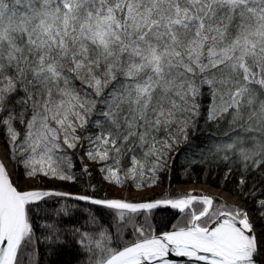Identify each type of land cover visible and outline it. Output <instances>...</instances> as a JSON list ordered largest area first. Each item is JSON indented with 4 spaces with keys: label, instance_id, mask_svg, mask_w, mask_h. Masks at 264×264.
<instances>
[{
    "label": "snow or ice",
    "instance_id": "obj_1",
    "mask_svg": "<svg viewBox=\"0 0 264 264\" xmlns=\"http://www.w3.org/2000/svg\"><path fill=\"white\" fill-rule=\"evenodd\" d=\"M201 117L215 131L190 144ZM0 134L13 165L0 160V264H39L37 226L50 246H72L70 264H254L264 228V0H0ZM181 143L186 170L223 165L253 207L191 193L75 196L112 216L118 242L111 224H39L50 219L46 198L68 194L20 183L77 180L68 170L80 148L81 175H92L86 157L105 182L140 191ZM161 208L175 212L156 226Z\"/></svg>",
    "mask_w": 264,
    "mask_h": 264
},
{
    "label": "trees",
    "instance_id": "obj_2",
    "mask_svg": "<svg viewBox=\"0 0 264 264\" xmlns=\"http://www.w3.org/2000/svg\"><path fill=\"white\" fill-rule=\"evenodd\" d=\"M199 127L194 129L189 137L190 144L200 143L205 140L207 135L214 132V128H205L203 117L198 121ZM0 138L3 140L4 146L7 150L8 159L10 162V152L11 145L8 144L7 139L4 135L0 134ZM187 150V146L183 143L176 146L174 151H172L171 156L174 158L168 161V169L163 172L158 173V178L156 183L150 188H144L140 191L131 185V182L126 183L123 187L116 186L115 184H110L102 179V176L97 167H94L91 161H88L86 157L83 159V164L92 170V175L89 177L87 174L81 175L82 161L81 155L82 150L77 148L75 154L72 155L73 168L68 171L75 173L77 175V180L75 181H59V180H49L42 177H37L35 179L24 180L22 177L20 183L24 185L25 188H43V189H61L68 191L76 196L87 192L94 198H109V199H125V200H137L142 199L158 200L163 198H176L183 194H188L187 192L180 191L178 186H185L191 184H198L202 186H209L215 189L223 190L232 196L239 197L242 202L246 205L253 207V198L249 197L246 201L242 199L239 195L238 189V179L236 175L229 176L228 179L224 178V173L226 169L223 165H199L194 167H188L187 170L184 166V154ZM13 167L12 163H10ZM18 172L23 171V166L21 165ZM16 177V176H15ZM147 180V177H145ZM253 181L249 180L248 187L251 188ZM139 193V196H134L132 193ZM197 194H202L197 191ZM192 194V193H191ZM196 194V193H195ZM196 194V195H197ZM257 197L264 198L261 195L259 189L257 190ZM220 201H224L217 197ZM48 201L49 217L50 219H41L39 224L44 223H54L57 227L71 230L73 228H83L90 232L96 231L101 226L107 227L108 225H113V235L117 236L119 242V236L116 234V221L113 220L112 216L107 212H98L97 206L91 205L83 201H77L70 197H51L46 198ZM61 208H67L68 215L61 213L56 214V210ZM155 217L153 219V224L159 226L162 217L170 218L174 211L171 209H156L153 210ZM91 214H96L98 219L96 223L91 222ZM103 215V219H99V216ZM257 217V216H256ZM259 218V217H257ZM142 219V218H141ZM264 229V228H263ZM36 236L40 237V242L36 245L37 257L39 264H70L74 261L75 252L72 250V246L69 244L67 248H59L58 246H50L47 242L43 241L41 233L45 229L41 227H36ZM131 239V237H128ZM264 242V237H263ZM75 264H79V261H75Z\"/></svg>",
    "mask_w": 264,
    "mask_h": 264
},
{
    "label": "bare ground",
    "instance_id": "obj_3",
    "mask_svg": "<svg viewBox=\"0 0 264 264\" xmlns=\"http://www.w3.org/2000/svg\"><path fill=\"white\" fill-rule=\"evenodd\" d=\"M0 157L5 161L6 164H8L9 166V169L11 170L12 169V166L8 160V156H7V153H6V150L3 146V144L1 143L0 141ZM35 190H44V189H35ZM51 191H54L55 189H50ZM58 191H61L63 192L64 190H61V189H58ZM198 191H202V189H199ZM213 194L215 195H218V196H221L224 200H226L229 204H232V203H238L241 207L243 208H247L245 205L244 202L241 201V199L238 197V198H233L232 196L228 195L227 193H225L223 190H219V189H213L212 190ZM202 192H206V191H202ZM236 197V196H235ZM256 217V216H255ZM257 218V217H256ZM255 219V218H254ZM256 220V224L257 225H260V222H258L257 219ZM264 231V229H263ZM260 232H261V229L260 227H257L256 228V235H258V239H259V242H261L262 246H263V249H264V242H263V238L260 236ZM262 254V253H261ZM263 255H264V251H263Z\"/></svg>",
    "mask_w": 264,
    "mask_h": 264
},
{
    "label": "rangeland",
    "instance_id": "obj_4",
    "mask_svg": "<svg viewBox=\"0 0 264 264\" xmlns=\"http://www.w3.org/2000/svg\"><path fill=\"white\" fill-rule=\"evenodd\" d=\"M0 141H1V143L3 144V146H4V143H3V140L0 138ZM4 148H5V150H6V147L4 146ZM6 153H7V150H6ZM8 156V155H7ZM34 189H43V188H34ZM178 189L180 190V191H184V193H192V194H197L198 192V190L199 189H202V191L204 190V191H206V192H202V191H199V192H201L202 194H197V195H208V196H212V197H219V198H221L222 200H224L221 196H218V195H215V194H213L212 192V190L214 189V188H212V187H209V186H202L201 184L200 185H198V184H191V185H185V186H178ZM225 193H227V192H225ZM228 194V193H227ZM132 195H134V196H139V193H136V192H134V193H132ZM228 195H230V194H228ZM230 196H232V195H230ZM233 198H238V197H235V196H232ZM224 201H226V200H224ZM248 209H251L252 208V206H250V205H245ZM254 215V218L255 219H257L258 220V222H260V220H259V218H256L255 217V214H253ZM260 229H261V231H263V228L262 227H260ZM263 238V237H262Z\"/></svg>",
    "mask_w": 264,
    "mask_h": 264
},
{
    "label": "water",
    "instance_id": "obj_5",
    "mask_svg": "<svg viewBox=\"0 0 264 264\" xmlns=\"http://www.w3.org/2000/svg\"><path fill=\"white\" fill-rule=\"evenodd\" d=\"M0 160H3V159L0 157ZM13 178L14 179L16 178L15 175L13 176ZM54 191H58V190H54ZM63 192L68 194L66 197H70V198H73L74 199V197L76 196V195H74V194H72V193H70L68 191H63ZM83 202H86V201H83ZM86 203H89V202H86ZM173 211L175 212V210H173ZM257 237H258V235H257ZM263 251H264L263 246H262L261 242H259V239H258V250H257V252L253 256L254 264H264ZM173 259L182 260L184 258H176V257H173Z\"/></svg>",
    "mask_w": 264,
    "mask_h": 264
}]
</instances>
